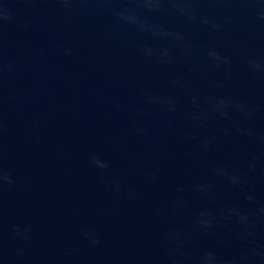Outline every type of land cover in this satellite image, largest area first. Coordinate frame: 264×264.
<instances>
[{
	"label": "water",
	"instance_id": "1",
	"mask_svg": "<svg viewBox=\"0 0 264 264\" xmlns=\"http://www.w3.org/2000/svg\"><path fill=\"white\" fill-rule=\"evenodd\" d=\"M0 264H264V0H0Z\"/></svg>",
	"mask_w": 264,
	"mask_h": 264
}]
</instances>
